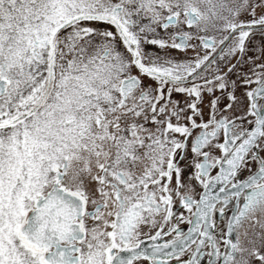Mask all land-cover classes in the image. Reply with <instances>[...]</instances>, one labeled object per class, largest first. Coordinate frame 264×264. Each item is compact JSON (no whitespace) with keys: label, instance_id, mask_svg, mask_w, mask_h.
<instances>
[{"label":"snow or ice","instance_id":"snow-or-ice-1","mask_svg":"<svg viewBox=\"0 0 264 264\" xmlns=\"http://www.w3.org/2000/svg\"><path fill=\"white\" fill-rule=\"evenodd\" d=\"M0 264H264V0H0Z\"/></svg>","mask_w":264,"mask_h":264}]
</instances>
